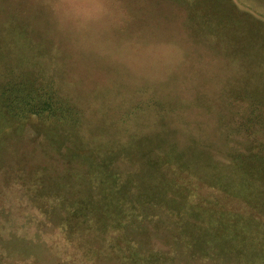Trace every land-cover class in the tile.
I'll use <instances>...</instances> for the list:
<instances>
[{
	"label": "trees",
	"instance_id": "16d2710c",
	"mask_svg": "<svg viewBox=\"0 0 264 264\" xmlns=\"http://www.w3.org/2000/svg\"><path fill=\"white\" fill-rule=\"evenodd\" d=\"M19 1L0 0V122L7 112L73 132L63 133L68 172L50 192L30 158L21 164L0 146V264H264V87L244 72L261 66L264 82V50L244 57L247 36L229 20L245 10L187 0L189 22L179 27L191 48L170 60L171 71L156 41L176 33L177 21L161 30L162 1L147 0L156 3L147 9L142 0H102L140 5L135 32L123 35L132 52L125 63L139 68L98 55V73L82 74L86 98L100 87V98H111L110 118L92 127L89 104L50 68L71 62L42 57L72 50L70 39L49 38ZM140 54L157 60L152 69L141 71ZM6 134L25 139L5 123L0 143Z\"/></svg>",
	"mask_w": 264,
	"mask_h": 264
},
{
	"label": "rangeland",
	"instance_id": "374dc122",
	"mask_svg": "<svg viewBox=\"0 0 264 264\" xmlns=\"http://www.w3.org/2000/svg\"><path fill=\"white\" fill-rule=\"evenodd\" d=\"M161 1V4H158L159 7L163 8L161 18H165L166 20L162 24L161 30H164L166 34L169 33L165 28L166 24L169 23L172 29L175 28V22H170V20L175 17V21H177L176 33L163 35L156 41L157 44L159 43V45L163 46L166 53L162 61H165L166 66L172 71L174 70V66L170 65V60L174 63V59H177L175 55L179 57L182 52L184 56L191 48L187 42L181 40V37L186 38V35L183 34L179 27V23L189 22V17L187 18L186 16L189 12L190 3L187 0H178L176 2L175 0ZM232 1L237 7L245 10V14H243L241 20L229 19L241 23L239 33L247 36L242 39L244 57L246 53L247 59L258 56L262 58V51L264 50V0ZM19 2V6L24 8L27 14L33 15V22L39 28L45 29L48 32L49 38L55 36L56 40L61 39L65 42L70 39V44L73 47L72 50H68L67 47H64V51L56 50L60 53L54 50H52L53 52L47 50L42 57L47 58L49 54L51 56L55 55L54 53L64 55V58L70 61L72 65L58 66L52 63L50 64V68L55 67V69H52L55 73L60 72L62 76L64 75L63 77L66 78V81L61 82L63 85H67L66 90L74 97V100L77 99V102L81 101L82 103L89 104L87 117L92 127L99 123L101 119L108 120L111 109V105H109L111 103H108V101L111 98H100V96H105L102 87L99 88L100 90L98 89L99 97L86 98L92 95H87L84 90V88H89V85L88 81H84L82 74L89 73V70L94 75L98 73L99 65H101L97 62L99 60L98 55L109 62L122 61V65L127 67L126 69H128L127 64L130 69H138L139 67L136 64L132 65L131 62L125 63L128 61L127 58H131L132 52L125 44L128 36L123 35L128 31L133 34L140 23V20L134 19V13H141L136 8H139L142 4L146 5V7L148 6L147 9L156 8V3L147 0L137 1L140 5L133 2L113 1L114 3H103L102 0H20ZM193 2L198 3L197 0ZM123 9L127 12V16L123 14ZM227 20L222 18L221 21L225 22ZM49 23L53 24L52 28ZM147 25L149 26V24ZM117 27L122 28L118 30ZM145 32L148 34L147 30ZM180 32L181 36L179 35ZM157 34L155 38L158 36ZM151 40L154 41V39ZM146 55L140 54L137 56L140 59L141 71L152 69L151 65L156 60L152 55ZM245 67V75H251L255 83L264 87V82L258 77V74L262 73V67L258 65L253 67L245 65ZM154 72L158 73L156 69ZM157 78L162 79L160 75ZM71 81L79 84L84 92L81 91L77 95ZM98 90L94 89V92ZM76 96L80 98H75ZM5 113L1 119L0 126L6 123L14 135L24 134L25 139L21 143H14L12 142V137L6 134L3 137L4 142L2 143L1 141L0 146L4 150H12L13 156H18V160L22 162L21 164H24V162L26 164L29 163L30 158V166L37 176L36 180L40 183L42 189L46 192L53 191L59 180L67 174L69 169V158L67 157V146L63 133H71L73 131L68 125L58 124V122L51 119H18L7 114V112Z\"/></svg>",
	"mask_w": 264,
	"mask_h": 264
}]
</instances>
